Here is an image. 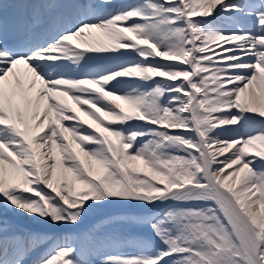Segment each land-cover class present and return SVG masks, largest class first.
Masks as SVG:
<instances>
[{
    "label": "snow or ice",
    "instance_id": "1",
    "mask_svg": "<svg viewBox=\"0 0 264 264\" xmlns=\"http://www.w3.org/2000/svg\"><path fill=\"white\" fill-rule=\"evenodd\" d=\"M0 264H264V0H0Z\"/></svg>",
    "mask_w": 264,
    "mask_h": 264
},
{
    "label": "bare ground",
    "instance_id": "2",
    "mask_svg": "<svg viewBox=\"0 0 264 264\" xmlns=\"http://www.w3.org/2000/svg\"><path fill=\"white\" fill-rule=\"evenodd\" d=\"M106 212H109L111 211L110 209H105ZM99 215L98 213L95 212V214L89 218H87L85 220V222L89 221V220H94L95 218H97ZM6 218L10 221H12V223H15L18 222L21 226H23L25 223L26 224H34L35 226H38L39 228H43L47 231H52V229H49L47 228L46 226L44 225H41V224H38L35 220H33L31 217H28V216H25L23 214H17V213H14V212H8L6 214Z\"/></svg>",
    "mask_w": 264,
    "mask_h": 264
}]
</instances>
